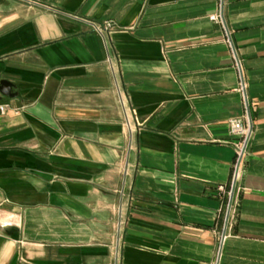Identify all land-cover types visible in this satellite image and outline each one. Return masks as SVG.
<instances>
[{
	"label": "crops",
	"instance_id": "crops-1",
	"mask_svg": "<svg viewBox=\"0 0 264 264\" xmlns=\"http://www.w3.org/2000/svg\"><path fill=\"white\" fill-rule=\"evenodd\" d=\"M0 80V264H264V0H0Z\"/></svg>",
	"mask_w": 264,
	"mask_h": 264
},
{
	"label": "built area",
	"instance_id": "built-area-1",
	"mask_svg": "<svg viewBox=\"0 0 264 264\" xmlns=\"http://www.w3.org/2000/svg\"><path fill=\"white\" fill-rule=\"evenodd\" d=\"M210 18L213 20L219 21L221 19V15H212V16H210ZM93 26L100 33H102L105 30L111 29L110 23H105L103 25L93 24ZM232 51L235 54L234 48ZM235 59H236V65L238 66V68H240V63H239V60L237 59L236 55H235ZM240 80H241V88L243 89L244 80H243L242 72L240 74ZM4 110H5V106L0 105V112H4ZM228 126H229L230 133L237 137V140L234 143L235 151H236V163H235L234 169L236 171L241 160H242V158H243V155L245 152V147H246L249 135H250V129L239 118H230L228 120Z\"/></svg>",
	"mask_w": 264,
	"mask_h": 264
},
{
	"label": "water",
	"instance_id": "water-1",
	"mask_svg": "<svg viewBox=\"0 0 264 264\" xmlns=\"http://www.w3.org/2000/svg\"><path fill=\"white\" fill-rule=\"evenodd\" d=\"M10 87H11V83H9L7 80H0V93L1 94H7Z\"/></svg>",
	"mask_w": 264,
	"mask_h": 264
}]
</instances>
